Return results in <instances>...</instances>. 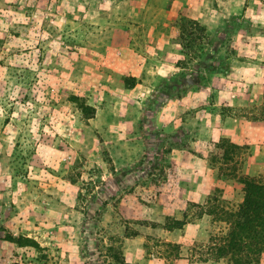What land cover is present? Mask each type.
Listing matches in <instances>:
<instances>
[{"label":"rangeland","instance_id":"obj_1","mask_svg":"<svg viewBox=\"0 0 264 264\" xmlns=\"http://www.w3.org/2000/svg\"><path fill=\"white\" fill-rule=\"evenodd\" d=\"M241 175L264 181V0H0V264H227L190 254L228 225L194 203L235 210Z\"/></svg>","mask_w":264,"mask_h":264},{"label":"trees","instance_id":"obj_2","mask_svg":"<svg viewBox=\"0 0 264 264\" xmlns=\"http://www.w3.org/2000/svg\"><path fill=\"white\" fill-rule=\"evenodd\" d=\"M179 10L177 13V24L182 28L183 32H188L191 38H188V44L185 47L192 45L200 39L197 34L194 36V30L198 29L204 31L206 28L202 26L198 19H189L187 15H183ZM179 38V37H178ZM177 38V39H178ZM184 36H180L181 44H184ZM75 101L79 100L78 95L72 96ZM84 114L88 117H93L96 113V107L87 102H79ZM242 145L233 141L229 137H222L215 142V148L223 149L222 154H213L211 159H219L221 162L228 163L235 159L238 155V149ZM213 161V160H212ZM241 182L244 184L243 200L235 210H226L218 208L216 198L210 196L204 203H194L198 210V218L205 215H218L219 220L226 222L227 228L221 229V235L209 236L206 243L195 244L200 247L204 245V249H192L190 254L200 253L198 259L208 261L210 259L224 260L227 264H260L264 254V181L258 180L249 175L239 176ZM188 211H185L182 218H174L170 225H166L167 229L183 228L188 222L192 220L188 218ZM8 239L18 243L20 246L38 245L36 239L21 234L19 236L8 235ZM179 245V244H178ZM181 247V245H179ZM191 258V257H190Z\"/></svg>","mask_w":264,"mask_h":264},{"label":"crops","instance_id":"obj_3","mask_svg":"<svg viewBox=\"0 0 264 264\" xmlns=\"http://www.w3.org/2000/svg\"><path fill=\"white\" fill-rule=\"evenodd\" d=\"M183 217V216H182ZM182 217H175V218H182ZM203 218V217H202ZM192 222H194V221H192ZM189 223H191V222H188L183 228H174V229H168V231L169 232H174V231H176V230H178V229H180V230H182V229H184ZM157 226H159V225H156V227ZM166 228V227H165ZM167 229V228H166ZM200 232V231H199ZM198 232V233H199ZM140 236V233H138V235H136V237H126V240H125V244H124V246H123V249H124V255H125V257H126V261L127 262H132L133 260H138V259H141L142 258V254L139 252V250L137 251V250H130L129 248H130V241H132V240H135V239H137L138 237ZM141 239V238H140ZM127 241V242H126ZM139 242H138V246L139 247H141V245H142V240H138ZM173 243H175V242H173ZM176 243H179L180 245H181V248L183 249V246H184V242H176ZM135 246H137V243L135 244ZM135 249V248H134ZM190 259V257H189V254L187 255H183V253H181L180 254V256L178 257V259Z\"/></svg>","mask_w":264,"mask_h":264}]
</instances>
